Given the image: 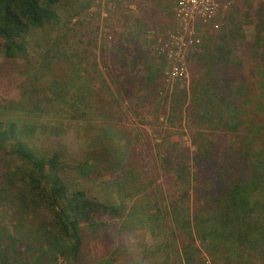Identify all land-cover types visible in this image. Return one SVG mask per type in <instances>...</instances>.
Segmentation results:
<instances>
[{
    "label": "trees",
    "instance_id": "16d2710c",
    "mask_svg": "<svg viewBox=\"0 0 264 264\" xmlns=\"http://www.w3.org/2000/svg\"><path fill=\"white\" fill-rule=\"evenodd\" d=\"M68 2L0 0L2 57L27 66L30 47H39L33 33L56 26L57 9ZM239 16L226 17V25L214 34L200 33L188 92L181 91L180 102L195 124L194 170L175 163L171 174L177 195L167 207L158 206L156 200L143 201L147 194L140 195L133 186L136 162L131 145L120 144L124 139L120 132L97 127L99 144L68 155L62 149L37 150L29 142L36 131L33 126L0 123V152L18 161L6 172L9 184L16 178L18 191L9 196L0 190L4 194L0 203L15 208L13 221L20 219V210L42 208L51 222L50 230L39 238V260L11 264H44L55 255L66 257V264H76L88 231L113 247L114 253L101 264H115L120 233L135 223L146 226L152 235L159 233L154 223L160 210L172 224V236L181 237L179 248L172 242L170 250L179 256L178 264H204L203 256L211 264H264V12L258 14L250 39L243 37ZM42 57V61L51 58L46 52ZM72 80L50 82L47 92L62 99L63 87ZM211 132L217 133L215 141L206 138L205 133ZM162 162L164 169L167 160ZM66 172L74 175L71 183L64 179ZM104 173L108 177L102 186L114 199L98 201L81 185L93 184ZM1 239L0 264H7L18 246L11 237L10 243ZM147 258V250L140 249L133 264H154L145 262Z\"/></svg>",
    "mask_w": 264,
    "mask_h": 264
},
{
    "label": "rangeland",
    "instance_id": "374dc122",
    "mask_svg": "<svg viewBox=\"0 0 264 264\" xmlns=\"http://www.w3.org/2000/svg\"><path fill=\"white\" fill-rule=\"evenodd\" d=\"M172 6L173 0H69L57 9L60 21L56 26L33 33L39 47H30L27 66L0 53L1 125L15 121L19 126H33L36 131L29 142L37 150L49 153L62 149L68 155L99 144L97 127L116 130L124 138L120 144L131 145L136 162L133 186L140 195L147 194L141 197L143 201L156 200L158 206L167 207L169 199L177 195L171 174L175 163L185 164L192 172L195 152V124L180 102L181 91L188 92L197 49L186 52L181 73L173 77L158 52L160 41L173 27ZM261 12L264 0H229L210 27L194 37L200 39L205 31L214 34L226 25V17L239 13L243 37L250 39ZM45 52L51 58L42 61ZM70 78L73 82L63 87L62 99L47 92L50 82L63 83ZM205 134L208 140L217 139V133ZM162 160L168 162L164 169ZM15 165L18 161L13 156L0 152V190L9 196L18 191L16 178L9 184L6 176ZM73 177L66 172L64 179L71 183ZM107 177L104 173L93 184L81 187L98 201L114 199L102 186ZM13 208L0 203L1 241L10 243L11 237L18 246L11 251L7 264L33 263L41 256V234L50 230L49 213L42 208L26 213L20 210V219L13 221L17 216ZM156 216L160 218L154 223L159 233L152 235L137 223L120 233L117 263L133 264L144 249L149 257L145 262L178 264L179 256L170 250L172 242L179 248L181 237L172 236V224L162 210ZM155 249L159 251L151 254ZM112 250L100 235L88 231L76 264H101ZM65 259L55 255L43 263L66 264ZM203 261L211 264L207 256Z\"/></svg>",
    "mask_w": 264,
    "mask_h": 264
},
{
    "label": "built area",
    "instance_id": "2783aa9c",
    "mask_svg": "<svg viewBox=\"0 0 264 264\" xmlns=\"http://www.w3.org/2000/svg\"><path fill=\"white\" fill-rule=\"evenodd\" d=\"M228 2L229 0H173V27L160 41L158 48L159 54L170 66L168 75L173 77L181 73L186 52L199 45V39L194 36L199 30L210 27Z\"/></svg>",
    "mask_w": 264,
    "mask_h": 264
}]
</instances>
